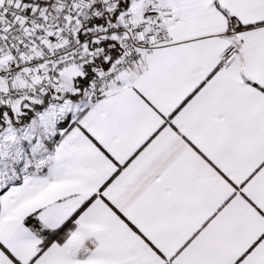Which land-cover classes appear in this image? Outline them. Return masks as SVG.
<instances>
[{"label":"snow or ice","instance_id":"obj_1","mask_svg":"<svg viewBox=\"0 0 264 264\" xmlns=\"http://www.w3.org/2000/svg\"><path fill=\"white\" fill-rule=\"evenodd\" d=\"M0 264H264V0H0Z\"/></svg>","mask_w":264,"mask_h":264}]
</instances>
